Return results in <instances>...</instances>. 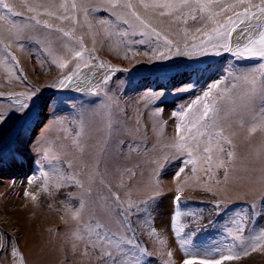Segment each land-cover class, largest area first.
I'll use <instances>...</instances> for the list:
<instances>
[{"label": "rangeland", "instance_id": "obj_1", "mask_svg": "<svg viewBox=\"0 0 264 264\" xmlns=\"http://www.w3.org/2000/svg\"><path fill=\"white\" fill-rule=\"evenodd\" d=\"M158 2L181 0L0 8V217L21 230L0 229V264H264V59L214 47L216 29L264 4ZM98 68L97 89L59 93Z\"/></svg>", "mask_w": 264, "mask_h": 264}, {"label": "snow or ice", "instance_id": "obj_2", "mask_svg": "<svg viewBox=\"0 0 264 264\" xmlns=\"http://www.w3.org/2000/svg\"><path fill=\"white\" fill-rule=\"evenodd\" d=\"M188 0H181L180 4H175V3H170V2H164V3H154L150 5L153 8H161V9H176L178 7H182L186 5ZM240 3H245V0H240ZM261 3L264 4V0H261ZM145 7H149V5L145 4ZM128 7H131V5H128ZM207 5H201V11H203ZM259 7V6H258ZM0 8L7 9L8 12H10L13 16L19 15V13L13 12L12 8L10 7L9 4L5 3V0H0ZM259 12L264 13V7H259ZM161 15H164L165 13L161 12ZM135 15V13H133ZM255 15V13H249L247 10L244 13H237L236 14V19L239 20V22L243 23V18H250L251 16ZM2 18V17H0ZM195 18V17H193ZM139 19V17H137ZM127 23V21H125ZM37 23H39L37 21ZM221 28L223 31L220 29L215 30V36L220 37L223 36V40H219L214 47L217 49H223L225 52H231L232 55L241 57V58H261L264 59V31H261L259 33V39H253L250 36L246 37L248 39V43L244 45L243 47L237 46L236 49L233 51L230 43H228V38L231 36L232 31L235 30V21H233L232 18H229L227 25H222ZM65 35H68V33H65ZM159 35V33H157ZM241 35H244L243 32H241ZM167 43V41H166ZM171 51V49H169ZM177 55H187V53H181L179 50L176 52ZM204 54H207V51L205 49ZM215 55L219 56L221 53L220 51H216L214 53ZM80 53H77V56H79ZM161 59H168L170 57L165 56L164 52H160L159 54ZM64 65L61 64V67ZM68 80H71V77H68ZM60 84L63 85L64 81H60ZM212 88L218 87L217 84L211 85ZM211 89L209 91H206L203 93L204 97L207 98L209 96ZM193 103L195 104H201V100L198 98L195 100ZM22 107H27V105H22ZM161 112L163 111L162 109L160 110ZM187 111H191V106H187ZM212 111V106L210 104H203V112H201L200 116L197 118L196 123H199L201 120H206V118L209 117L210 112ZM180 116H184L185 113L181 112L179 113ZM177 132H180V126L177 127ZM219 151H223V148H220ZM189 156H191V153H188ZM229 156L232 155L231 152L228 153ZM208 159H211V157H207ZM181 163H183V160H181ZM180 171H183V168L180 169ZM179 173H177L178 175ZM175 200L179 202L180 197L176 196ZM218 207V205H217ZM238 231L242 232V228H238ZM234 257L232 256H224L219 259H197L194 257H190L188 259H184L182 261V264H223L224 260H231ZM115 264V262H114Z\"/></svg>", "mask_w": 264, "mask_h": 264}, {"label": "bare ground", "instance_id": "obj_3", "mask_svg": "<svg viewBox=\"0 0 264 264\" xmlns=\"http://www.w3.org/2000/svg\"><path fill=\"white\" fill-rule=\"evenodd\" d=\"M263 23H264V13H260V12L255 13V15L251 16V18H249L248 20L244 21L243 23H240L239 25H237L236 30L233 33V35L231 34L232 37L230 36L231 42L233 44H236V45H238V44L242 45V43H244V41L248 40L246 38L248 36L255 39L257 36H259V33L261 31H263V28H264ZM241 32H243L244 35H241ZM246 44H247V42L245 44H243V46ZM106 76H107V70H105L103 68H100V69L98 68V70L93 72V73H90V72L85 70V71H82L81 73H79L77 76H74L75 78L73 77L71 79V81L66 84V86H63L62 88H60L61 89L60 92L59 91H56V92L63 93V94L90 93L93 90L97 89L102 82H104V79ZM164 110H165V108H164ZM168 113H169V111H168ZM18 171H20L21 173H24L25 172L24 165H22V167ZM0 174L4 175L7 173H5V172L1 173L0 172ZM1 181L2 180L0 179V182ZM174 196H175V193H169V194L162 197V201L160 203V206L162 209H164V212L161 215L162 217L157 221L158 226L163 225V223L165 221H167V220H163V216L165 214H169L175 208V202L173 200ZM28 208H26V209H28ZM262 219H264V218L262 217ZM12 225H13V222L11 221V219H9L7 217H0V229L4 230L6 233H9L11 235L18 236L17 232H21V230L19 228H17L15 231V229H13V227H11ZM55 240H58V239H55ZM53 244H52V246H54ZM22 245H23V247H25L26 241H23ZM26 247H28V246L26 245ZM26 250H27V248H26ZM52 250H53V248H52ZM103 262H105V261H103Z\"/></svg>", "mask_w": 264, "mask_h": 264}, {"label": "water", "instance_id": "obj_4", "mask_svg": "<svg viewBox=\"0 0 264 264\" xmlns=\"http://www.w3.org/2000/svg\"><path fill=\"white\" fill-rule=\"evenodd\" d=\"M263 26H264V23H263ZM244 42H245V41H244ZM230 45H231L232 49H234V46H235V45L231 42V40H230ZM227 53H229V52H225V53H223L221 57L225 56Z\"/></svg>", "mask_w": 264, "mask_h": 264}]
</instances>
